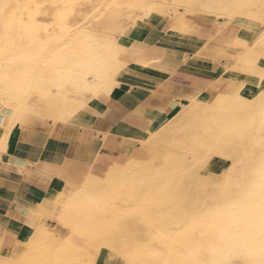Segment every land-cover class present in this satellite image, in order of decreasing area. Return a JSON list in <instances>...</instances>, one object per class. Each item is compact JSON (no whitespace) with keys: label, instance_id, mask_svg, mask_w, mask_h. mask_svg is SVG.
I'll return each instance as SVG.
<instances>
[{"label":"rangeland","instance_id":"rangeland-1","mask_svg":"<svg viewBox=\"0 0 264 264\" xmlns=\"http://www.w3.org/2000/svg\"><path fill=\"white\" fill-rule=\"evenodd\" d=\"M85 1L89 0H0V65L2 64L0 66V109L3 106V103L7 104L11 102L16 104L17 106L20 104L21 99L25 96L23 94L25 93L26 89H28L27 87H29L28 84L20 81H23L22 77H30L31 75H33L32 72L35 71V69H40L43 73L42 75H40V78L36 80V82H38L36 84L37 86H34L36 92L50 94L52 92H59L61 97L65 96L67 98L71 97V95L74 94L79 97H85L86 92L87 95H90L91 92L89 93V91H87L85 87H87L88 82L92 80V75H88L89 78L87 80L78 82V80H75L73 78L72 71H74V66L69 68V70L67 69L68 67L66 68L63 63L60 66H57L56 63L58 60V54L62 52V48L66 47V44L62 41V39L55 40V43L52 41V37H54L55 34H58L60 32L63 33V31L67 27H69V30H71L75 29L77 25H80L75 22L77 20L86 22L87 25L93 23L95 24L96 22L97 24L103 22V24L100 26L102 28V30L100 31L101 34L109 35L113 33V36L118 38L119 42L124 47L130 29L142 16H150L154 13H164L168 16L172 15L175 19L180 16L178 19H176L175 22H179L180 20L181 22H183L181 18L183 14H187L189 17L192 15H198L203 18L212 17L216 21H218L219 25L223 24L224 22L223 26H221L222 29L214 37L213 41L215 42V45L213 46L220 48V58L224 60L225 65L220 69L219 75L215 78L214 83H212L208 87H205L203 94L205 95V98H207L206 100L208 101V104L212 103L210 105H212L213 107L215 106L214 114L216 115L220 123L225 126L226 131L230 132L234 136L235 141H237V138H239L238 135L241 133L239 125L243 121H247V123L248 121H252L253 125H251L250 123L248 124V127H250L249 129H251V134L255 132V126L257 124L260 125V128H262V130L259 129V132H261L260 134H258V136L261 137L259 139L260 143L254 141L250 143L249 149L251 152H249V154L251 156L249 155V157L246 158L248 160L247 162L251 171L259 170L264 174V94H262L264 90V38H262V36H258V28L264 30V10L262 11V13L258 12L257 9L254 8L257 3L259 5H264V0H240L243 1L242 3L244 4V10H242V12L244 11L245 14H249V16L251 17H242L241 19L249 20L250 23L253 22L256 24V28L252 29L249 33L244 34H241V26L239 25L240 23L238 24L232 22V19L230 17H223L222 15L215 16L208 14L202 10H193L191 9L193 4H191L190 2L186 3V0H132L135 1L136 5L140 4V6H145V8L141 10L136 9V11L131 10L128 7L129 1L127 2L123 0H111L119 1V10L107 8V14L105 10V15L101 14L102 11L97 6L100 5L99 2H97L98 0H90L89 2L83 4ZM197 1L198 0H195V2ZM232 1L235 0H223L222 3ZM60 2L62 4L65 2L64 5H66H62L60 4ZM191 2H194V0H191ZM20 4L21 7L19 8ZM81 5L83 8L79 10L78 8L79 6L81 7ZM186 7H188L189 10H187ZM122 10L124 11L122 12ZM145 11L150 12L148 14H141ZM134 12H136V14ZM137 13L138 17L134 16L137 15ZM22 16H24V18ZM13 19H16V21H13ZM220 21L223 22L220 23ZM112 23L115 24L114 26H111L112 29L110 28V32V29H107V26ZM232 23H234L235 27L229 28V25H233ZM15 24L16 28H14ZM11 26H13L12 29ZM180 29H183V25ZM213 41H210L209 44L213 43ZM12 70L17 73L12 77H17V79L11 82V84H5L3 81L1 82L2 75L3 78L6 76L8 77ZM66 71L67 73H65ZM43 83L45 86L43 85ZM14 84L16 86H14ZM42 85L43 87H41ZM7 87H9V89L12 88L18 90V94H5V92H7ZM99 87L101 86L99 85L98 88ZM113 87L109 89V91H111ZM29 97V99H36L37 93L33 92ZM187 100L188 99H184L179 107L186 103ZM88 101H90V99H86L83 103H86ZM68 107L69 106L64 102L63 104H61V110L65 112V114L69 113ZM77 110L75 109V111ZM79 112L80 111H77L75 114L77 115ZM173 112H171V114ZM253 113L255 115H253ZM247 114L250 116H248ZM256 114H258L259 116H257ZM28 116L50 119V117L42 116L41 114L35 112L29 113ZM204 116V118H206L207 114L204 113ZM168 117L169 115L165 116L158 123V126L153 129V132H150L147 138L141 137L142 139L138 141L137 147L134 150V152L136 153V159L138 158V160L141 162L154 161L156 159V155L159 150H155L150 144L154 145L156 148L162 146L161 139H159V133H162L161 128L165 125L166 119ZM227 122L230 123L228 124ZM236 131L239 132L237 133ZM166 151H168V149H166ZM256 154H260V157H257ZM240 157L241 158H239L238 163H234L232 165L233 170L231 169V171L233 174H235V176L239 178L240 185L242 187L245 186L246 189H248L249 185L247 183L249 181V175H247L248 179L246 178L247 176L244 178L240 177V169L243 165V156L241 155ZM179 161L180 158H169V165L173 166ZM165 164L168 163H162V165ZM251 165L253 167H251ZM126 166L127 167L121 165L120 169H125L128 172L132 171L133 168H130V165ZM113 168L114 167H109L107 172H105L106 174L103 176H106ZM198 168L201 167L193 166V169L188 176L192 177L194 175L195 177L198 175L200 176L201 174L202 179L208 181V179H206V176L210 175L208 173L202 172V170H198ZM135 172L136 171L132 173ZM171 175L172 173H168V176H170V180L173 181L168 180L167 186L166 184L162 185L164 187H160L161 185H159V187L153 186L155 188L152 192H149L148 190L147 192L146 189L143 188L140 193L137 194L138 196L135 195V197L131 199L128 197L125 201L123 200V198L122 200H116V203H114V209L112 211H106V221L109 224V242H107L103 246L100 245L101 247L98 245L85 248L78 246H75V248L70 247L72 245H76L73 241L76 236L75 234H71V225L73 221L71 219H74L75 215H73L74 213L70 212L64 205L65 201L69 197L68 194L71 193V190L69 189L68 191H64V198H62L63 195H61L58 200L57 198H55L53 201L48 202L44 205L41 212L44 214L46 220H44L40 226L31 229V233L28 235L27 239L21 240L18 237L17 239L13 240L12 243H10V241L6 239L2 242L0 246V261L2 263L0 262V264H60L65 257H73L76 255L88 258L91 261V264H172L175 262H177V264H181L179 260L180 257L182 260L184 255L186 257L184 256L183 264H231L236 260L238 254L243 257L244 264H264V237H261L264 233V191L259 192L258 188H254L255 190L252 189L249 194L250 196L248 197H239L236 193H234L232 198L225 197L222 192L230 190L231 187L234 186L232 185L233 183H231V187L230 184H189V186H187V189H182L181 191L178 188L179 175ZM168 176L167 178H169ZM88 177L89 174L82 182L77 183L87 184L86 180H89ZM211 181H213L212 178ZM218 189L222 191L221 194H219ZM180 191L182 193H179ZM183 191H185V193ZM166 193H176L177 196L175 195V197L173 195L172 198L166 197ZM137 199L141 200L139 202H142V204H140ZM241 200H244L246 204L245 207L249 209L242 210L241 204L239 203ZM162 201V205L159 204ZM191 208H193L192 212H196L195 215L191 217L188 216L190 218L184 219L183 217H186V213H189V210H191ZM242 211H244L245 213L243 212V215H240L242 214ZM246 214L247 216H249L248 219L246 218ZM65 216H68L69 219ZM166 218H170L171 222L169 220H166ZM157 220L159 221V223ZM165 223H170V225L175 227V229H172V227L169 228L168 226L164 227ZM154 226H156V228ZM157 229L159 230L157 231ZM170 230H175L176 232H178L177 236L174 239L167 242V252L162 251L160 248L157 249L156 246L158 247L162 245V242L165 243V233L169 232ZM238 235L239 237H243L241 238L242 242H240L241 239L236 238ZM68 236L71 237L68 239L69 241L67 240ZM217 236H221L223 241L224 248L222 252L218 251L213 244ZM162 237L164 239H162ZM235 242L238 243H236L235 245ZM140 243L144 244L143 247H141ZM58 244L61 245V247L58 246ZM15 245H17V247ZM150 246L152 247L151 249H149ZM251 247L253 248V250ZM55 249L56 251H54ZM174 249L177 251H175ZM194 249L196 251H194ZM247 249L250 250L247 251ZM193 251L198 252V256L197 253L195 254ZM227 251L230 253H226ZM92 253L95 254L93 255ZM193 254L195 258L192 256ZM196 256L198 257V259L196 258ZM190 257H192V259L194 260H191ZM200 258H202L204 261H202V259ZM206 260L208 261V263Z\"/></svg>","mask_w":264,"mask_h":264},{"label":"crops","instance_id":"crops-1","mask_svg":"<svg viewBox=\"0 0 264 264\" xmlns=\"http://www.w3.org/2000/svg\"><path fill=\"white\" fill-rule=\"evenodd\" d=\"M148 16L130 29L124 44L127 65L108 93L67 98L37 92L36 99H21L18 106L2 104L0 246L5 239H27L46 220L44 205L74 185H85L77 182L88 174L91 183L109 167L114 168L107 175L139 162L134 152L138 141L178 111L184 99L214 83L225 65L220 48L213 46L224 22L183 14L180 29L175 24L180 16ZM232 22L240 23L241 34L251 31L242 21ZM86 99L90 101L83 103ZM63 102L68 114L61 110ZM34 112L50 119L28 116ZM234 262L244 264L243 257L238 254Z\"/></svg>","mask_w":264,"mask_h":264},{"label":"bare ground","instance_id":"bare-ground-1","mask_svg":"<svg viewBox=\"0 0 264 264\" xmlns=\"http://www.w3.org/2000/svg\"><path fill=\"white\" fill-rule=\"evenodd\" d=\"M89 1H85L83 4H85L86 2H89ZM123 1H127V2L129 1L128 2L129 3L128 7L131 10H134V11H136V9L141 10V9L145 8V6H140V4L136 5L135 1H132V0H123ZM225 1H227V0H225ZM97 2H99V4H100V5H97V6L102 11L101 14H104L105 10H106V14H107V8H113V10L114 9H118L119 10V5H120L119 1L98 0ZM120 2H122V1H120ZM188 2L193 4L192 7H191V9H193V10L194 9L195 10H202V11H205L206 13H208V14L215 15V16L216 15H218V16L222 15L223 17L224 16L225 17H230L232 19V21H242V22L246 23L248 25V27L250 26L249 28L251 30L256 28V24L255 23H253V22L250 23L249 20L241 19L242 17L251 18L249 16V14L247 15V14H245L244 11L242 12V10H244V8H243L244 4L242 3L243 1L235 0V1H232V2L222 3L223 0H198L197 2H195V0H194V2H191V0H188V1L186 0V3H188ZM64 3L62 4L60 2V4H62V5H64ZM136 3H137V1H136ZM82 5H81V7L79 6V8H78L79 10H81L83 8ZM144 5H145V3H144ZM20 7H21V4H20L19 8ZM186 8H187V10H189L188 7H186ZM254 8H256L258 12H262L264 10V5L263 4L259 5L257 3V5L254 6ZM51 9H52V7H51ZM109 11H112V10H109ZM123 11L124 10H122V12ZM149 12L145 11V12H142L141 14H145V13L148 14ZM134 13L136 14V12H134ZM134 13H132V14H134ZM15 14H16V12H15ZM134 16L138 17V13H137V15H134ZM15 17H16V15H15ZM22 17L24 18V16H22ZM14 20L16 21V19H13V21ZM117 20H118V18H117ZM75 22H77V24H80V25H77V27L75 29L69 30L70 28L67 27L63 31V33L60 32L58 34H55L54 37H52V41L54 43H55V40L62 39V41L66 44V47L62 48V50H61L62 52L60 54H58V60H57L56 64H57V66H60L63 63L66 66V68L68 67L67 68L68 70H69V68L74 66V71H72V74H73V78L75 80H78V82L87 80L89 78L88 75L91 74L92 75V80H90V82H88V85L85 88H86L87 91H89V93L91 92L90 94H92L93 97L98 95L99 92H107L108 93L109 89H111L114 86L117 74L120 72L121 69H124V67H126V65H127L126 61H125L126 59L124 57V47L119 42V39L116 38L115 36H113V33H111L109 35L108 34H103V35L101 34L100 31L102 30V28L100 26L103 24V22L102 23H98V24L96 22L95 24L93 23V24H88V25H87L86 22H82L81 20H77ZM114 24L112 23L109 26H107V29H110L112 25L114 26ZM182 25H184V23L181 22V20L179 22L178 21L176 22V26L182 27ZM12 28H13V26H11V29ZM14 28H16V24H15ZM111 29H110V32H111ZM258 30H259V32H258L259 35L258 36L259 37L262 36V38H264L263 37L264 36V30L263 29L261 30L259 28H258ZM115 34H116V32H115ZM0 73H1V68H0ZM65 73H67V71ZM16 74L17 73L12 70L10 72V74L8 75V77L6 76V77L3 78V75H2L1 82L3 81L5 84L6 83L7 84H11V82H13L14 80L17 79V77L16 78L12 77V76H15ZM32 74L33 75H31L30 77H28V76L22 77L23 81H20V82H23L25 84H28V86H29V87H27L28 89H26L25 93L23 94V95H25L22 98L23 101H25V99H27L29 96H31L33 92L37 93L36 90L34 89V86L38 83V82H36V80L39 79L40 75H42L43 73L41 72L40 69H35V71H33ZM61 76H62V74H61ZM18 81H19V78H18ZM56 81H58V80H56ZM74 82H72V83H74ZM44 83H43V85H44ZM43 85L41 87H43ZM99 85L101 87L98 88ZM14 86H16V85L14 84ZM38 86H39V84H38ZM61 86H62V84H61ZM9 87L6 88L7 92H5V94H7V95L8 94H10V95L18 94V92H19L18 90H15V89H12V88L9 89ZM261 88H262V86H261ZM263 92H264V90H263ZM263 92H262V94H264ZM27 95H28V97H27ZM211 97H213V96H211ZM3 99H6V98H3ZM206 99L207 98H205V95L203 93H200L198 96H196L194 98H190L189 100H187L186 103H184L178 111H175L174 113H172L166 119L165 125L161 128L162 129V133L161 134L159 133V139H161L162 146L156 148L154 145L150 144L154 149L159 150L157 155H156V159L154 161H146V162L139 161V162L130 163V164L127 163L126 165H128V166L130 165V168L131 167L133 168L132 171H130V172L126 171L125 169H120V166H119V169L113 171V173H111L110 175L101 176L98 179H93L91 183L88 182L87 184H85L83 186H75L74 185V188L71 187L72 188V189H70L71 193L68 194L69 197L65 201V204H64L65 207L68 208V210L70 212H73L74 213L73 215H75L74 219H71V220H73L72 221V225H71L72 226L71 234H75V236H76V238L73 239V241H74V243L76 245L70 246L71 248H75V246L76 247L77 246L78 247H82V248L83 247L84 248L85 247H94V245H96V246L97 245L98 246L102 245L103 246L107 242H109V237H108L109 224L106 221V211H110V210L112 211L114 209V206H115L114 203H116V200H122V198H123V200L125 201L128 197L131 199V198L135 197V195L140 193V191L143 188L146 189V191L148 190L149 192H152L154 190V188H155L153 186H156V187L158 186L159 187V185H161L160 187H164V186H162L163 184L164 185L166 184V186H167L168 180H170V176H168V173L169 174L172 173V175H175V174L179 175L178 188L181 191H182V189L183 190L187 189V186H189V184L198 185L199 183H205V184L212 183V185H226V184H230V187H231V183H233L232 185H234V186L231 187V189L229 188L230 190L224 189L227 192L226 191L222 192L221 190L218 189L219 190V194H221V192H222V194L225 197H228V198H232L234 193L238 194L239 197H248V196H250L249 194L252 191V189H254V188H258L259 192L260 191H264V174L261 171H259V170L258 171H251V169L249 167V164L247 162L248 161L247 158L250 155L249 152H251L250 149H249L250 143L252 141L260 143L259 139L261 137H259L258 134H260V132H261V131L259 132V129L262 130V128H260V125L257 124L255 126V130H254L255 132H253L251 134V129H249L250 127H248V124L250 123L251 125H253L252 121H248V123H247V121H243L239 125L241 133L238 135L239 136V138H237L238 140L235 141L234 140V136L230 132L226 131L225 126L222 123H220V121L218 120V118L214 114V111H215L214 107L215 106L213 107L212 105H210L212 103L208 104V101ZM252 100H254V99H252ZM249 105H248V107H249ZM204 113L207 114L206 118H204L205 117ZM218 113H220V112H218ZM253 115H255V114L253 113ZM256 115L259 116L258 114H256ZM233 116H235V115H233ZM248 116H250V115H248ZM163 147H164L165 150L163 149ZM166 149H168V151H166ZM261 150H262V148H261ZM241 155L243 156V159H242L243 160V162H242L243 165H242V167L240 169V172H241L240 177L244 178L247 175H249V181L247 183L249 185L248 189H246L245 186L242 187L240 185L239 178L237 176H235V174H233L232 171H231L232 165L234 163H238L239 158H241L240 157ZM258 156L260 157V154H258L257 157ZM169 158L170 159H172V158L173 159L174 158H180V161L177 164H175L173 166H170L169 165ZM262 158H263V156H262ZM163 162H167L168 164L162 165ZM258 163H259V161H258ZM126 165L124 167H127ZM193 166H197V167L199 166L201 168H198V170H202V172L208 173L211 176V177L210 176H206V179H208V181L207 180H203L201 174H200V176L198 175V176H195V177H194V175L192 177L188 176L190 174V172L192 171ZM251 167H253V166L251 165ZM226 169H228L229 172ZM134 171H136V172L132 173ZM167 176L169 178H167ZM211 178L213 179V181H211ZM246 178L248 179V176ZM94 180H95V182H94ZM170 181H173V180H170ZM174 182H175V179H174ZM221 188H222V186H221ZM193 189H194V187H193ZM181 191L179 193H182ZM172 192H173V190H172ZM183 192L185 193V191H183ZM190 193H192V192H190ZM64 195L65 194L63 192L62 198H64ZM147 195H148V193H147ZM173 195L175 196L176 193L175 194L166 193L165 196L172 198ZM174 198H173V200H174ZM185 200H186V198H185ZM197 200H198V198H197ZM139 201H141V200H138V202ZM165 201H166V199H165ZM162 203H163V201L161 203H159V204L162 205ZM185 203H186V201H185ZM239 203L241 204L242 210L249 209V208L245 207L246 204H245L244 200H241ZM133 204H134V202H133ZM140 204H142V202ZM156 205H157V203H156ZM171 209H173V208H171ZM192 210H193V208H191V210H189V213L188 212L186 213V217H183V218L186 219V218H190L191 216L195 215L196 212H192ZM243 212L244 211H242V214H240V215H243ZM253 215H254V213H253ZM68 216L67 217L65 216V217L68 218ZM183 216H185V215H183ZM188 216H190V217H188ZM62 217H64V216H62ZM194 217H197V216H194ZM248 217L249 216H247V214H246V218L247 219H248ZM64 220H65V218H64ZM166 220H169L171 222L170 218H166ZM146 221H147V219H146ZM113 222H115V221H113ZM194 222H196V221H194ZM158 223H159V221H158ZM141 226H143V225H141ZM167 226L169 228L172 227V229H175V227L171 226L170 223H165L164 227H167ZM119 227H121V226H119ZM154 227L156 228V226H154ZM147 229H149V228H147ZM238 229H240V228H238ZM158 230L159 229H157V231ZM178 231H179V229H178ZM177 232L175 230H170L169 232L165 233L166 235L163 234V235H165V237H164L165 238V243L162 242V245H160L158 247L156 246V248L157 249L160 248L162 251L167 252V250H168L167 242L171 241L172 239H174L177 236ZM40 233H41V231H40ZM132 233H134V232H132ZM239 235H241V234H239ZM239 235L236 238H239V239L243 238V237H239ZM70 236H68L67 240L69 238H71ZM246 237H247V235H246ZM261 237H264V233L262 234ZM144 238H145V236H144ZM151 238H152V236H151ZM164 238L162 237V239H164ZM160 239H161V237H160ZM68 241H67V243H68ZM255 241H256V238H255ZM240 242H242V239H241ZM236 243H238V242H235V245H236ZM213 244H214V246L216 247V249L218 251L222 252V250L224 248V245H223V241H222L221 236H217L215 238ZM256 244H254V245H256ZM143 245L144 244H141V247H143ZM15 246L17 247V245H15ZM58 246L61 247V245H59V244H58ZM28 247H30V246H28ZM151 248L152 247L150 246L149 249H151ZM182 248H183V245H182ZM14 249H15V247H14ZM243 250H245V249H243ZM249 250L247 249V251H249ZM252 250H253V248H252ZM255 250H256V248H255ZM22 251H24V250H22ZM54 251H56V249ZM175 251H177V250H175ZM194 251H196V250L194 249ZM130 253H131V250H130ZM194 253L195 254L197 253V256H198V252H194ZM226 253H230V252L227 251ZM188 255H189V253H188ZM221 255H224V254H221ZM184 256H183L182 260H181V257H180L181 261L179 260V262L181 264H183ZM192 256L194 257V254ZM197 256H196V258L198 259ZM190 258H191V260H194V259H192V257H190ZM200 259H202V258H200ZM202 261H204V260L202 259ZM90 262L91 261L88 258L76 255V256H73V257H65L61 261L60 264H91ZM162 263H163V261H162ZM207 263H208V261H207ZM149 264H153V263H149ZM172 264H177V262L172 263ZM231 264H242V263L232 262Z\"/></svg>","mask_w":264,"mask_h":264}]
</instances>
